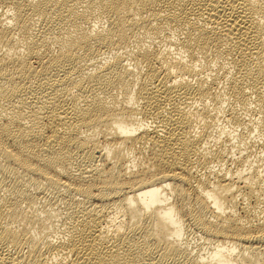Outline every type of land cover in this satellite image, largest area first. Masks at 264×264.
<instances>
[{
	"label": "bare ground",
	"instance_id": "obj_1",
	"mask_svg": "<svg viewBox=\"0 0 264 264\" xmlns=\"http://www.w3.org/2000/svg\"><path fill=\"white\" fill-rule=\"evenodd\" d=\"M0 264H264V0H0Z\"/></svg>",
	"mask_w": 264,
	"mask_h": 264
}]
</instances>
